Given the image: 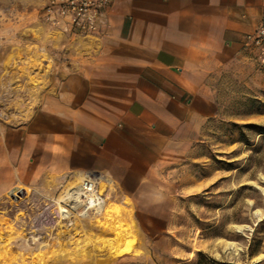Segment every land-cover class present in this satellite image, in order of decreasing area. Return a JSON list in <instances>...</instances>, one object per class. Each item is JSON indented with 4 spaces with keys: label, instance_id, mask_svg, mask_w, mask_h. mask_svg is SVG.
<instances>
[{
    "label": "crops",
    "instance_id": "obj_1",
    "mask_svg": "<svg viewBox=\"0 0 264 264\" xmlns=\"http://www.w3.org/2000/svg\"><path fill=\"white\" fill-rule=\"evenodd\" d=\"M51 1L0 0V203L188 150L264 20V0H115L80 37L44 20Z\"/></svg>",
    "mask_w": 264,
    "mask_h": 264
},
{
    "label": "rangeland",
    "instance_id": "obj_2",
    "mask_svg": "<svg viewBox=\"0 0 264 264\" xmlns=\"http://www.w3.org/2000/svg\"><path fill=\"white\" fill-rule=\"evenodd\" d=\"M243 51L248 59L215 80L210 116L188 150L50 175L16 202L8 194L0 264H264V58L246 41ZM85 173L110 181L101 183L104 213L56 222Z\"/></svg>",
    "mask_w": 264,
    "mask_h": 264
},
{
    "label": "built area",
    "instance_id": "obj_3",
    "mask_svg": "<svg viewBox=\"0 0 264 264\" xmlns=\"http://www.w3.org/2000/svg\"><path fill=\"white\" fill-rule=\"evenodd\" d=\"M114 1L52 0L43 9L44 20L55 27L65 25L74 36L91 37L100 32L102 16ZM246 44L258 48L264 58V20L254 33L247 36ZM101 183L98 175L85 173L75 193L70 197L65 193L61 198L53 219L73 226L77 218L86 219L91 213L102 212L107 199Z\"/></svg>",
    "mask_w": 264,
    "mask_h": 264
},
{
    "label": "bare ground",
    "instance_id": "obj_4",
    "mask_svg": "<svg viewBox=\"0 0 264 264\" xmlns=\"http://www.w3.org/2000/svg\"><path fill=\"white\" fill-rule=\"evenodd\" d=\"M83 178V177H82ZM81 178V179H82ZM81 179H80V181H81ZM98 179L100 180V181H102V182H105V181H103L100 177H98ZM79 181V182H80ZM79 182H78V184H79ZM106 183V182H105ZM78 186H76V188H77ZM106 186H105V184H103L102 186H101V189H104ZM76 188H74V189H69V190H67L65 193H66V195H68L69 197L71 196V195H73L74 193H75V191H76ZM59 201V200H58ZM62 209V208H61ZM106 209V208H105ZM105 209H103V211L102 212H100V213H104V211H105ZM99 213V214H100ZM96 215V214H95ZM33 238V240H37V238H35V237H32Z\"/></svg>",
    "mask_w": 264,
    "mask_h": 264
}]
</instances>
